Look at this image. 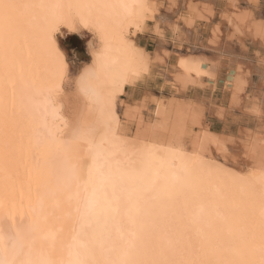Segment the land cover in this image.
Wrapping results in <instances>:
<instances>
[{
    "label": "bare ground",
    "instance_id": "obj_1",
    "mask_svg": "<svg viewBox=\"0 0 264 264\" xmlns=\"http://www.w3.org/2000/svg\"><path fill=\"white\" fill-rule=\"evenodd\" d=\"M166 1L172 6L175 4V0ZM212 1L215 3L218 0ZM241 1L251 4L254 8L259 6V0H228L227 2L233 8H238ZM19 2L126 3L136 6L134 11L138 13V16H129L124 9H118L119 15L114 20H106L104 36L107 44L102 42L100 32L96 28H85L80 24V12L73 10L69 13L67 23H62L52 37L65 64V77L63 81L58 82L60 90L54 95L59 118L49 111L47 114L49 128L39 129L42 136L53 135L57 143L50 144L47 149H37V129L33 124L32 106L27 101L19 106L15 118L18 127L15 132V151H10V160L4 159L5 153L0 136V200L3 201L0 217L10 216L17 224L34 226L29 238L33 243L34 254H41L53 261L68 260L73 258L76 251H83L85 246L96 248L99 254L101 242L104 243L105 250L109 247V232L113 241L118 238L121 229L126 235L131 233L132 218L136 221L137 229L142 226L150 228L155 222L158 229L165 228L174 238L178 237L182 231L181 224L187 226L184 209L186 205L191 206L194 189L199 201L207 209L211 221L217 226L223 227L226 231L228 224L234 223L235 218L246 222L249 214V199L254 197L258 204L262 195L259 182H254L252 189L248 190L240 185H234L226 177L216 175L215 169L222 168L239 177H247L254 171L258 173L264 163V133L256 132L254 136L251 135L253 132L249 133L251 137L240 146L242 157L239 161L236 157L237 160L233 162L231 161L233 155L230 157V149H232L231 144L229 145L230 136L208 129L203 123V111L197 107L198 104L185 107L176 102L174 97H166L165 100L141 91V81L147 79L153 61L159 57L157 49L164 44L161 40L164 35L160 22L165 18L160 11L158 0H19ZM181 5L184 10L170 23V33L176 34L179 26L182 25L180 32H183L181 31L183 28L185 32L183 34L191 39L196 34L195 25L206 23L207 20L209 22L215 11L209 3L202 9L205 15L201 13L197 3L191 0ZM242 14L240 16L235 13L234 18L225 15V22H222L230 25L229 27L234 26L235 33H244L245 31L242 32L241 29L244 25L240 30L238 25L234 24L237 22L234 19H237L241 25L245 22L247 16ZM222 22L220 20V24ZM247 23L246 26L249 24ZM216 24L211 27L210 37L214 35L219 38L220 30ZM151 27L156 36V47H154L157 50L152 53L137 41L139 34ZM252 27L250 30L253 32L250 33L252 32L258 42L263 43L264 24L259 22L254 24L253 29ZM64 32L87 35L88 60L79 66L73 78H71L69 61L59 43V36ZM34 36V32L24 28V36L18 38L21 44L18 55L26 69L44 78L46 87L51 79L50 70H46L43 49ZM121 41H126V45ZM211 41L212 44L216 43L214 39ZM104 47L109 49L107 52L109 67L113 64L120 68L130 65V71H135L138 64L143 66L140 74L135 77L130 76L129 82L125 83L122 90L117 93L113 105L116 123L112 125L115 141L109 134L106 137L108 143H102L105 137L101 131L103 121L98 108L81 92L77 83L78 78L85 72L100 71L96 54ZM163 53L160 59L166 64L167 58L170 57L167 51ZM174 58L170 70L173 74L172 81L178 85V89L182 90L201 83H205V87L208 85L215 87L218 74L213 70L212 64H207L206 57L204 59V56L197 54H177ZM230 74L225 75L233 92L230 96L231 108L235 97L239 95L238 91L243 90L246 79L245 81L240 80L242 77L234 79V73ZM166 77L168 79V76ZM87 83L88 80L85 81V84ZM147 84L149 83L143 85ZM248 84L246 82V85ZM262 89L264 96V82ZM236 98L240 99L241 95L240 98ZM256 100L259 101L257 98ZM216 101L218 108L222 109L225 96H218ZM258 110L256 106H250V113L255 118L258 117ZM89 127L98 130L93 137L96 144L112 154L111 179L108 177L109 169H104L103 178L95 171L93 160L87 151V144L83 140L69 143L67 148L59 143L71 142L75 129L79 128L83 132ZM250 159L253 160L246 168ZM65 160L67 166L64 164ZM72 167L75 168L74 173L68 170ZM90 167L94 168L91 175L88 171ZM185 168L189 171H184ZM144 174L156 181L151 188L139 179V176ZM117 202L122 209L119 215L115 212L105 214L102 211L108 203L115 205ZM94 204L97 205L95 208H93ZM129 208L133 209L132 218L127 214ZM136 209H139L138 215ZM221 217L227 218L228 223H224Z\"/></svg>",
    "mask_w": 264,
    "mask_h": 264
},
{
    "label": "snow or ice",
    "instance_id": "obj_2",
    "mask_svg": "<svg viewBox=\"0 0 264 264\" xmlns=\"http://www.w3.org/2000/svg\"><path fill=\"white\" fill-rule=\"evenodd\" d=\"M135 7L126 3H21L19 0H0V136L5 160H10V151H15V132L18 127L15 118L19 106L25 101L32 106L37 149H47L50 144L57 143L53 135L42 136L39 129L49 128V111L59 118L54 95L60 90L58 82L65 77V64L52 37L62 23H67L68 14L73 10L80 12V24L85 28H96L102 42L107 44L105 21L114 20L119 15L118 9H124L129 16H138ZM25 27L35 33L34 38L43 49L46 70H50L51 75L46 87L44 78L26 69L18 55L21 50L18 38L24 36ZM121 43L126 45V41ZM108 51V47H104L96 54L99 72L87 71L77 81L81 92L98 108L103 121L101 131L105 137L102 143H108L106 137L109 134L115 141L112 125L116 123L113 105L117 93L129 82L130 76H138L143 70L142 64H138L135 71H130V65L120 68L113 64L109 67ZM86 80L89 83L85 84ZM97 133L98 130L93 127L83 132L77 128L72 133L71 142L59 143L67 148L69 143L83 140L95 171L103 178L104 169L107 168L111 179L112 154L96 144L93 137ZM64 164L67 166L66 160ZM68 170L75 172L74 167ZM88 171L91 175L94 168L90 167ZM184 171L189 170L185 168ZM215 174L248 190L252 189L254 182H259L262 195L258 204L254 197L249 199L246 222L235 218L234 223L228 224L226 231L217 226L211 221L194 189L193 202L184 209L187 226L181 224L182 231L178 237L174 238L165 228L158 229L155 222L150 228L142 226L137 229L136 221L132 218L133 209L129 208L127 214L133 224L129 235L121 229L120 235L113 241L109 232L107 250L101 242L99 254L96 248L85 246L83 251H76L71 259L53 261L41 254H34L33 243L29 239L34 230L33 225L17 224L10 216L0 217V264H264V163L258 173L254 171L247 177L236 176L222 168H216ZM139 179L149 188L156 183L147 174L139 176ZM2 206L3 201L0 200ZM96 206L94 204L93 208ZM102 211L119 215L122 209L117 202L115 205L108 203ZM135 211L138 215L139 209ZM221 219L228 223L227 218Z\"/></svg>",
    "mask_w": 264,
    "mask_h": 264
},
{
    "label": "rangeland",
    "instance_id": "obj_3",
    "mask_svg": "<svg viewBox=\"0 0 264 264\" xmlns=\"http://www.w3.org/2000/svg\"><path fill=\"white\" fill-rule=\"evenodd\" d=\"M158 1L160 2V11L164 15V18H165L160 22V27L164 35L162 36L161 40H163L164 44L162 43L163 45L159 47L160 49L159 48L157 49L158 50L157 53H159L158 54L159 57H156L155 59L156 61H153L149 75L146 79L147 81L146 80L141 81L142 83L141 91H143V93L146 91L150 96H154V97L158 96L161 98H165V100H166V97L167 98L174 97L176 102L182 104L185 107L187 105L196 106L198 104L197 107L202 109L203 111V123L207 125L208 129L210 128L211 130L222 132L226 136H230L229 145L231 144V147H232V149H230V157H232L233 155L232 157L233 159L231 158L229 159H231V161L234 162L237 160L236 157H238V161H239L240 160L239 158H241L243 154L241 152L242 147L240 148V146H242V143H244L247 140V138L251 137V135L254 136L257 133H260V134L264 133V100L262 101V98L264 97L262 94V90H263L262 86L264 82V42L262 43L261 41H259L260 42L259 43L256 40V38L252 35L253 31L250 30L251 27L252 26L254 27V24L256 23L260 22V24H264L263 23L264 22V0H259L258 2L259 6L255 8L252 7L251 4L249 3L245 4V2L241 1L240 5L238 6L239 9L233 8L231 4L227 2L228 0H218V1H215V3L212 0H191L195 4L197 3V6H199V8L201 9V13L204 15L206 13L202 11V9L203 7L208 5V3L209 5L211 4V8L215 11L213 18L210 19L211 21L209 20L208 22L207 20L206 23L201 22L200 24L195 25L194 32L196 31V34L192 38L190 37L191 39H189L185 34H183L185 33L183 28H181V31L183 32H180V27L182 25L179 26L176 34L173 35L170 33L171 31L170 23L172 22L173 19L177 18L178 14H180L184 10V7L181 4L186 3L188 0L187 1L175 0V4L173 6L166 0H158ZM235 13L238 15L240 14V16L241 14L242 15L246 14L247 16L245 17L246 18L245 22L242 23V25L239 23L237 19L236 20L234 19V21L238 22V24L237 22H235L234 24L238 25L237 27H239V29L240 27L244 25L241 28L242 32L245 31L244 33L237 32V31H236L237 33H235L234 26H231L233 27L231 28L229 27L230 25H226L225 23H223L225 22L224 21L225 15L226 16L231 15V17H233ZM220 20L221 22L223 21L221 24H220ZM248 20H250V22ZM251 21H254V22L252 23ZM246 23L250 25L249 28H247L248 25L246 26ZM215 24L218 25V30H220L218 31V33L220 32L219 38H217L218 37L217 32H216L217 37H214V35L213 37H210V35L212 36V34L210 33L212 29L211 27H213ZM219 25H221V27ZM230 28L233 29V31ZM150 30H152V27L144 31V33L139 34V38L137 41L140 44L146 46V48L152 53V52L157 51L155 50L156 49L155 48L156 47V42H155L156 36L153 33V30L152 31ZM250 31L252 32L250 33ZM253 37L255 39H253ZM212 38L216 40V43L214 42L215 44L214 43L212 44L213 42L211 41L213 40ZM175 39H178V40H175ZM86 40H87V35L79 36V35H74V34L66 36L65 39L59 40V43H61V47L64 50V53L66 55V59L69 61V64H70L71 78H73L79 66L82 63L87 62L88 60L87 52H86ZM209 40L211 41V43ZM161 49H163L164 51H167L170 57V59L167 58L166 64H163L161 62L160 56L162 58L163 57L162 54H164L163 53L164 51H161ZM159 51H161L162 53ZM177 54L179 55H190V54L196 55L197 54V55H201V57L204 56V59L206 57L205 60L207 64H210V65L212 64L211 66L213 70L217 72L215 73L218 74V77L220 78L219 79L217 77V81H215V84H214L215 87L209 86V85L205 87L204 85L205 83H201L197 86L196 85L188 86L187 88H184L185 90L178 89L177 87L178 85L177 84L175 85L172 81L173 74H172V70H170L174 63V59H175L174 57L175 55L177 56ZM157 59H159L160 61ZM234 62H236L237 64ZM239 72H242V73H239ZM228 73L237 74V75L233 74L234 79L241 78V77L242 79L240 80L244 79L243 81H245L246 79V81L244 82L245 86L243 85L244 86L243 90L238 91L239 95L236 96L240 98V95H241V98L238 99L235 97V101H234L235 103L233 102L234 105L232 104L233 106H231V108H230V105H231L230 96L232 95L233 92L231 91V88L229 85L230 83L226 81V75ZM166 76H168V79ZM247 76H249L248 77L249 79L246 78ZM248 81H249V84H248ZM246 82L248 85H246ZM144 83H149V84H147L148 85L147 86V85H143ZM191 87H194V88H191ZM238 92H236V95L238 94ZM256 93L258 94V96ZM222 95L225 96V102L224 104H222L223 108L219 109L218 104L216 103L217 102L216 99L218 96H222ZM251 96L253 98H251ZM260 97L262 98L260 99ZM256 98L259 99V101L256 100ZM252 100L253 102L255 100V102L253 103ZM236 101L238 105L236 104ZM261 103H263L262 106H261ZM250 106H256L257 110L260 107V109L258 110V117H257L258 119L251 115ZM118 110L119 112H121L120 108H118ZM218 113L219 114L221 113V114L219 115ZM249 133H252V134L250 135ZM252 160L253 159L249 160V163L246 165V168L250 165Z\"/></svg>",
    "mask_w": 264,
    "mask_h": 264
},
{
    "label": "flooded vegetation",
    "instance_id": "obj_4",
    "mask_svg": "<svg viewBox=\"0 0 264 264\" xmlns=\"http://www.w3.org/2000/svg\"><path fill=\"white\" fill-rule=\"evenodd\" d=\"M71 34H74V35H79V36H81L80 34H77V33H75V32H69V33H66V32H64V33H62V35L61 36H59V40H61V39H65L66 38V36H69V35H71ZM88 55V54H87Z\"/></svg>",
    "mask_w": 264,
    "mask_h": 264
}]
</instances>
